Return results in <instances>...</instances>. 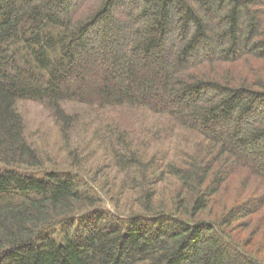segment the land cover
<instances>
[{
    "label": "trees",
    "instance_id": "1",
    "mask_svg": "<svg viewBox=\"0 0 264 264\" xmlns=\"http://www.w3.org/2000/svg\"><path fill=\"white\" fill-rule=\"evenodd\" d=\"M262 213L264 0H0V264H264Z\"/></svg>",
    "mask_w": 264,
    "mask_h": 264
},
{
    "label": "rangeland",
    "instance_id": "2",
    "mask_svg": "<svg viewBox=\"0 0 264 264\" xmlns=\"http://www.w3.org/2000/svg\"><path fill=\"white\" fill-rule=\"evenodd\" d=\"M18 111L24 120L26 138H29L41 152L40 154L45 158L44 161L48 160L50 162L48 164H58L60 165V169L63 168L62 162H64L65 155H63L64 151L61 150H64L66 146L60 141L63 138L61 130L53 123L54 121L50 112L38 104L29 102L21 103L18 106ZM77 140L76 137L73 138V141L77 142ZM49 168L53 169L54 167ZM263 218L264 213L254 219L252 226L246 231L244 238L257 231L256 227ZM261 234L257 235L255 244L261 243V240H263Z\"/></svg>",
    "mask_w": 264,
    "mask_h": 264
}]
</instances>
